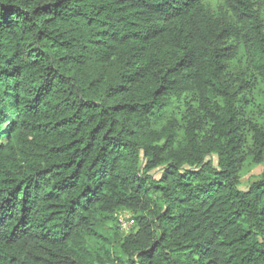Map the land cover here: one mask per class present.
Wrapping results in <instances>:
<instances>
[{
  "label": "trees",
  "instance_id": "16d2710c",
  "mask_svg": "<svg viewBox=\"0 0 264 264\" xmlns=\"http://www.w3.org/2000/svg\"><path fill=\"white\" fill-rule=\"evenodd\" d=\"M205 1L0 0V264H264L263 2Z\"/></svg>",
  "mask_w": 264,
  "mask_h": 264
},
{
  "label": "rangeland",
  "instance_id": "374dc122",
  "mask_svg": "<svg viewBox=\"0 0 264 264\" xmlns=\"http://www.w3.org/2000/svg\"><path fill=\"white\" fill-rule=\"evenodd\" d=\"M263 7L261 9L262 18L264 21V0ZM205 3L210 7L212 10H216L217 6L221 3V0H206ZM243 67L242 59H238L237 61H233L229 64V68L232 72H236ZM252 100V99H251ZM248 110L246 111V117L254 123H258L264 127V89H258L256 95L250 105H248ZM184 103L181 101H176L172 98L171 105L165 110L162 114L161 118L158 120V125L161 126L166 123L168 119L175 118L176 120V127L181 136L183 132V127L185 125L186 118L184 117ZM251 135H249V139ZM264 167V160L260 164L248 163L246 164L240 172V189H246L251 181H253L262 171ZM158 171V170H157ZM156 172V170L152 171ZM121 212V215L118 213ZM114 217V221L107 223L105 227L110 229V233L112 228L117 229L120 235V232H125L123 229L125 226V216H129L132 219L133 214L129 211H119ZM123 234V233H122ZM117 240L114 242V246L116 247Z\"/></svg>",
  "mask_w": 264,
  "mask_h": 264
},
{
  "label": "built area",
  "instance_id": "2783aa9c",
  "mask_svg": "<svg viewBox=\"0 0 264 264\" xmlns=\"http://www.w3.org/2000/svg\"><path fill=\"white\" fill-rule=\"evenodd\" d=\"M122 211H125V210H122ZM118 215H121V212H119ZM132 224H133L132 219L129 216L126 215L125 216V226L123 228L125 230V232H128V230L130 229Z\"/></svg>",
  "mask_w": 264,
  "mask_h": 264
}]
</instances>
